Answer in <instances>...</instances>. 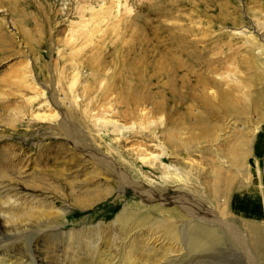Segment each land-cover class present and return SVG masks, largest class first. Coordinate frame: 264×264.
I'll return each mask as SVG.
<instances>
[{"label": "rangeland", "instance_id": "rangeland-1", "mask_svg": "<svg viewBox=\"0 0 264 264\" xmlns=\"http://www.w3.org/2000/svg\"><path fill=\"white\" fill-rule=\"evenodd\" d=\"M0 185L27 234L4 262L114 253L145 192L221 223V264H264V0H0Z\"/></svg>", "mask_w": 264, "mask_h": 264}, {"label": "bare ground", "instance_id": "bare-ground-1", "mask_svg": "<svg viewBox=\"0 0 264 264\" xmlns=\"http://www.w3.org/2000/svg\"><path fill=\"white\" fill-rule=\"evenodd\" d=\"M9 191L10 189H8L6 185H0V233L6 235L9 241L12 240L14 241L15 239L22 238L24 236L23 234L26 229H22L23 227L17 228L16 226H14V224H11L12 219L14 217L10 218L9 216L10 214H7L6 212L3 211V208H9L10 206H14V204L16 203V200H12V198L8 196ZM144 193L140 192L142 198L145 200V203H147L145 208H142V210L145 209L146 212L141 213L140 212L141 210L138 209H136L133 212H129L130 210L128 209L127 212L121 213L116 218L115 223L121 227L123 233L122 235L123 243H121L120 246L117 247V250L115 249L116 252L113 253L112 251L111 252L102 251L100 253L96 250V248H93L91 250L92 251L91 255H86L88 257H85L84 261L83 260L81 261L78 258L80 260L79 264H81V262H83L82 264H221L222 263L220 260L214 258V250L217 246L218 248H220L219 245L224 243L232 246L231 243L235 241V237L231 235L228 230H225L224 227L221 225V223L220 225L214 224V222L207 220L209 219V217L208 218L206 217L207 218L206 219L204 218V216L202 217L200 214L195 215L192 214V212L188 213L187 211H189V209H186V207L183 208L184 212H179V211L169 212L167 210L164 211L159 206L163 205L164 203H167L165 199L162 200L158 199L159 201H157L153 199V197H151L152 195L144 196L145 195ZM150 200L152 202H150ZM156 201L159 203L155 205H151L153 204V202ZM159 213H161L163 216L162 215H161L162 217L157 216ZM143 214L146 216H141ZM8 216L10 219V220L8 219V221L11 224V226L8 228L4 225L5 227H3L2 224H4L3 222H5L3 220H7ZM134 225L135 228L146 227V230L149 233V237H145V238H143V236H139L141 238L134 237L137 233L133 234V231L130 229ZM154 230L157 232H154ZM54 231H58V230L57 228L52 227L46 230L45 232H42L39 235L36 234V236H40L41 238L43 237L47 238L48 241H51L52 244L56 246L58 245L60 235L57 232L54 233ZM1 236L2 235H0V237ZM259 236L256 235L257 239L255 241V245L252 246L251 248L252 250L251 252L253 254L260 252L263 239H261V237ZM74 238L72 240H74ZM2 240H4V238ZM13 243L15 242H11L10 244H8V242H4V244H1L0 252L5 250L8 251L9 248L11 249L14 248V245H12ZM18 243L16 244L18 245ZM180 250H186L185 258L187 257L186 260L188 259V261L182 260L180 256L173 257V254L179 253ZM101 254H103V259ZM74 257L75 259L72 257V259H67V260L74 261L77 259V256L74 255ZM26 263L47 264L45 256H43L41 253H36L35 251L33 253V251H31L30 249L27 255H22V254L14 255L6 262L0 259V264H26Z\"/></svg>", "mask_w": 264, "mask_h": 264}]
</instances>
